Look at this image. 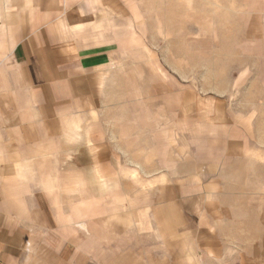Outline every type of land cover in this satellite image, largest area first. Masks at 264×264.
I'll list each match as a JSON object with an SVG mask.
<instances>
[{
	"label": "crops",
	"instance_id": "obj_1",
	"mask_svg": "<svg viewBox=\"0 0 264 264\" xmlns=\"http://www.w3.org/2000/svg\"><path fill=\"white\" fill-rule=\"evenodd\" d=\"M17 5L25 8L0 12V264H177L188 246L200 260L233 264L231 238L206 233L185 159L176 172L164 157L139 158L104 138L101 119L121 102L115 71L132 46L120 0ZM150 88L178 123L210 129L209 164L240 157L230 133L248 130L249 118L230 99L163 79Z\"/></svg>",
	"mask_w": 264,
	"mask_h": 264
},
{
	"label": "rangeland",
	"instance_id": "obj_2",
	"mask_svg": "<svg viewBox=\"0 0 264 264\" xmlns=\"http://www.w3.org/2000/svg\"><path fill=\"white\" fill-rule=\"evenodd\" d=\"M19 1L0 0V12L20 13L25 7L18 6ZM120 4L133 18L132 46L120 55L115 71V93L121 102H116L112 117H100L104 138L115 137L122 151L130 149L136 156V150L139 158L149 153L164 157L169 162L162 164L175 171L179 159H185L196 171V185H201L203 222L213 228L206 233L223 244L231 238L235 246L227 249L234 251L233 264H264V0H120ZM1 53L0 61L7 55ZM158 79L185 84L193 93L226 96L235 112L242 109L249 128L230 133L237 143L230 146L241 148L240 157L229 163L215 158L209 164L213 133L199 122L178 123L164 102L152 98L151 82ZM156 250L151 252L153 260L160 258ZM184 250L185 261L177 264L227 263L200 260L193 246Z\"/></svg>",
	"mask_w": 264,
	"mask_h": 264
}]
</instances>
